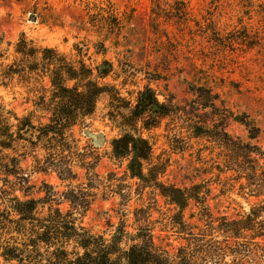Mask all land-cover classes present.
Wrapping results in <instances>:
<instances>
[{"label": "trees", "instance_id": "trees-1", "mask_svg": "<svg viewBox=\"0 0 264 264\" xmlns=\"http://www.w3.org/2000/svg\"><path fill=\"white\" fill-rule=\"evenodd\" d=\"M180 5V19H186L187 5L185 2ZM91 17L96 19L93 24L99 27L111 31L121 27L114 10H103ZM243 37L233 38L228 43L249 44L250 36ZM216 39L226 45L222 39ZM15 53L21 59L18 64L7 67L5 80L19 77L27 84H36L34 106L49 117L47 123L37 125L30 115L19 117L12 110L0 107V149L15 153L0 158V173L5 174V178L0 179L4 183L0 194L5 201V208H0V264H264V149L251 142L260 129L252 125L247 116L223 113L217 106L219 96L210 88H198L193 105L186 107L173 100L160 102L156 90L150 86L131 92L129 98L123 97L117 86L105 82L114 69L111 63L92 69L83 60H72L55 48L37 46L25 36L17 42ZM103 94L110 97V118L122 129L120 136L111 142L110 158L121 165L127 162L120 183L115 185L109 180L107 188L127 202L133 188L130 180H138L135 184L140 196L147 188L152 189L153 204L158 205L160 195L168 205L174 206L175 213L168 218L169 223L178 234L192 239L191 245L172 252L158 244L151 206L134 210L135 228L123 219L127 217L124 212L120 223L110 222V232L103 233H93L79 224L71 210L64 212L59 208L67 201L73 210L85 212L95 196L94 189L102 185L97 172L100 154L91 145L80 146L73 129L90 125ZM209 108L216 113L211 118L204 113L201 117L205 119L200 118L199 110ZM166 119L184 121L192 133L190 138L204 139L221 150L223 162L217 166L220 177L232 173L229 180L238 184L242 197L259 200L249 212H244L238 220L216 217L207 203L210 188L206 184L182 188L162 180L171 160L155 156L151 133L160 129ZM231 120L247 128L250 141L228 132ZM169 125L175 127L176 123L167 127ZM172 130L175 135L169 140L171 150L180 149L182 146H174L178 144V136L176 129ZM20 150L21 154L17 153ZM41 152L44 155L40 156ZM28 157L34 159L33 174L55 173L68 186V191L59 193L56 187L44 181L45 196L30 198L35 186L30 184V175L23 168ZM76 168L85 171L87 183L73 185L79 181ZM115 187L119 192L113 190ZM233 187L230 185L231 189ZM15 191L23 193V199L14 195ZM52 202H56V206ZM191 202L198 212L191 213L190 219L197 217L204 228L185 220ZM48 204L44 212V205ZM196 229L199 233L194 232ZM216 233L224 234L225 243L216 238ZM228 257H233L231 262H227Z\"/></svg>", "mask_w": 264, "mask_h": 264}, {"label": "rangeland", "instance_id": "rangeland-1", "mask_svg": "<svg viewBox=\"0 0 264 264\" xmlns=\"http://www.w3.org/2000/svg\"><path fill=\"white\" fill-rule=\"evenodd\" d=\"M180 2L187 5L186 19H180ZM108 9L114 10L121 20L119 29L111 31L93 24L96 19L91 15ZM245 34L251 38L249 44L228 43L236 37L243 39ZM22 36L37 46L55 48L72 60H83L92 69L111 63L114 69L105 82L117 86L126 98L131 92L150 86L156 90L160 102L173 100L186 107L193 105L198 88H210L219 96L217 106L223 113L247 116V120L260 129L251 142L264 149V0H0V107L12 110L19 117L30 115L38 125L47 123L49 116L34 106L36 84H27L19 77L5 80L7 67L18 64L21 59L15 53V46ZM216 38L226 45L219 44ZM44 81L48 85L47 80ZM110 111V97L103 94L90 125L73 129L80 146L91 145L100 154L97 172L102 185L94 189L95 196L85 212L73 210L67 201L59 208L64 212L71 210L79 224L93 233H103L110 232V222L118 225L124 212L127 217L123 219L135 228L134 210L151 206L158 244L172 252L191 245L192 239L178 234L169 223L168 218L175 213L174 206L168 205L160 195L158 205L153 204L152 189L147 188L140 196L135 184L138 180H130L133 188L127 202L107 188L109 180L115 185L120 183L127 167L126 161L121 165L110 158L111 142L122 133L110 118ZM204 113L211 118L216 111L200 109V118L205 119L201 117ZM173 122L175 127H167ZM186 126L184 121L166 119L160 129L151 133L155 156L171 160L162 180L182 188L204 183L210 188L207 203L213 214L230 220L240 219L259 200L242 197L238 184L229 180L232 173L220 177L217 166L223 162L221 150L204 139L190 138L192 133ZM172 129H176L178 136V144L174 146H182L180 149L171 150L169 140L175 135ZM227 130L235 137L250 141L247 128L239 122L231 120ZM1 152L0 158L15 154L11 150ZM33 166L32 157L23 163L30 175V184L35 186L30 198L45 196L44 181L56 187L59 193L68 191V186L55 173L33 174ZM75 171L79 181L73 185L87 183L85 171L80 168ZM4 178L5 174L0 173V179ZM10 179L16 181L14 177ZM3 185L0 181V189ZM113 190L119 192L116 187ZM13 193L23 199L20 191ZM128 193L126 190L125 194ZM51 204L56 206V202ZM49 206L44 205V212ZM0 208H5L1 194ZM193 212L197 213L198 208L191 202L185 213L187 223L204 228L197 217L190 219ZM129 230L133 232L132 227ZM194 232L199 233V229ZM215 235L225 243L224 234ZM232 259L226 260L231 262Z\"/></svg>", "mask_w": 264, "mask_h": 264}]
</instances>
